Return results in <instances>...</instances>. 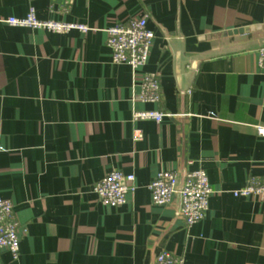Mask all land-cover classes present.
Returning a JSON list of instances; mask_svg holds the SVG:
<instances>
[{
    "label": "crops",
    "instance_id": "1",
    "mask_svg": "<svg viewBox=\"0 0 264 264\" xmlns=\"http://www.w3.org/2000/svg\"><path fill=\"white\" fill-rule=\"evenodd\" d=\"M30 6L90 30L5 21ZM143 15L155 36L132 72L111 61L106 28ZM263 44L264 0H0V196L27 227L0 264H155L163 250L184 264H264V199L231 192L262 173ZM145 74L159 80L157 103L138 99ZM197 167L212 193L187 225L178 195L154 204L147 184ZM111 170L136 184L116 207L93 189Z\"/></svg>",
    "mask_w": 264,
    "mask_h": 264
},
{
    "label": "built area",
    "instance_id": "2",
    "mask_svg": "<svg viewBox=\"0 0 264 264\" xmlns=\"http://www.w3.org/2000/svg\"><path fill=\"white\" fill-rule=\"evenodd\" d=\"M31 1V0H30ZM9 25L44 29L47 31L65 33L72 29L82 32L90 30L84 24L64 22L54 19H39L32 6L22 17L9 16L5 19ZM106 45L111 51L113 63L127 64L132 72L146 64L154 32L147 27V17L137 16L125 22H116L106 28ZM258 67L264 73V44L258 48ZM138 99L141 102L157 103L161 100L159 80L150 74H145L139 83ZM164 113L158 110L133 111L134 119H150L160 122ZM259 135H264V126H257ZM180 176L169 169L158 170L147 184L150 200L157 205H165L172 201L175 195L179 197V214L187 225L202 220L208 210L209 196L212 193L207 174L202 167L186 171ZM98 200L107 206H120L126 203L127 194L136 189L133 173H123L111 170L104 174L93 187ZM236 197H255L264 199V161L262 173L250 176L243 187L231 190ZM27 227L21 225L13 210L12 202L0 196V248L8 250L13 258L18 257L20 234H25ZM155 264H184L183 257L173 255L163 250L155 257Z\"/></svg>",
    "mask_w": 264,
    "mask_h": 264
},
{
    "label": "water",
    "instance_id": "3",
    "mask_svg": "<svg viewBox=\"0 0 264 264\" xmlns=\"http://www.w3.org/2000/svg\"><path fill=\"white\" fill-rule=\"evenodd\" d=\"M181 181H182V176L180 177V182H179V186H180V184H181Z\"/></svg>",
    "mask_w": 264,
    "mask_h": 264
}]
</instances>
